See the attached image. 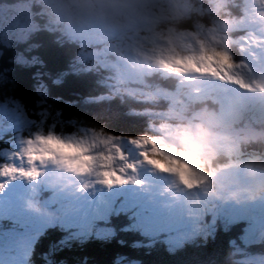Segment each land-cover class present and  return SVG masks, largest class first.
Wrapping results in <instances>:
<instances>
[{"label":"clouds","instance_id":"clouds-1","mask_svg":"<svg viewBox=\"0 0 264 264\" xmlns=\"http://www.w3.org/2000/svg\"><path fill=\"white\" fill-rule=\"evenodd\" d=\"M66 3L75 7L65 23L98 46L114 94L153 78L171 82L163 94L167 115L150 127L146 147L183 161L200 181L176 185L178 201L190 208L221 197L264 199V153L243 154L232 135L239 125L255 126L252 139L264 143V0ZM234 49L254 65L239 74L250 87L233 82L235 73L233 80L218 78L231 72ZM49 175L60 185L77 180L62 163Z\"/></svg>","mask_w":264,"mask_h":264},{"label":"trees","instance_id":"trees-1","mask_svg":"<svg viewBox=\"0 0 264 264\" xmlns=\"http://www.w3.org/2000/svg\"><path fill=\"white\" fill-rule=\"evenodd\" d=\"M16 1L18 0H0V4ZM38 8L39 11L34 16L38 26L27 39L9 46L0 44V67L2 70L6 69L5 83L11 85L6 89V93L14 101L21 103L20 105L34 108L40 99L36 86L42 80L47 86L46 100L60 113L61 125L65 130H71L73 125H78L95 133L121 137L130 143L141 144L144 139L149 141L150 127L167 115L164 85L170 87L171 82L153 78L147 81L149 83L135 84L124 96L119 97L111 91L108 81L103 79L106 71L102 67L98 66L96 70L81 69V72L74 68L72 63L79 46L68 37L72 33L63 30L66 24H61L63 29L54 28L47 5L45 9L43 6ZM16 52H23L34 61L18 63L14 60ZM225 56L227 57V54ZM232 56L234 61L231 57L227 58L237 66L239 64L242 67L249 63L247 58L235 49ZM69 79H74L73 83H68ZM78 80L83 82L78 84ZM153 89L162 95L148 98L138 94L143 90ZM48 136L50 134L47 133ZM246 137L249 136L243 135L241 141L242 146H246L244 151L248 153L249 147L257 145V140ZM128 142L125 147L122 143L125 151L121 152V155L133 150ZM122 147L119 146V149ZM153 148L155 149L151 150L156 155L169 157L166 162H162L165 163L163 166L171 167V156L161 153L157 147ZM172 164L176 169L181 161L174 159ZM125 165L132 169L131 163ZM186 177L192 178V173L186 174ZM138 191L140 190L134 189L135 195ZM122 194L124 193L119 195ZM55 198L53 197L52 202L58 205V201H63L66 197L57 195ZM137 204L134 202L135 206L131 205V208H127L125 204L121 205L124 212L108 216L106 220L99 216L93 218L96 226L106 223L108 232L91 229L87 234L84 232L87 228L81 226L82 230L76 234L73 226L63 223L47 224L43 231L35 234L37 240L33 244L32 264H42L39 260L45 261L46 258L48 263L43 264H113L116 261L123 264H253L250 259L242 256L244 251H259L257 254H262L264 258V233H260L262 238L258 239L259 244L252 247L255 238L244 232V228H252L236 220L234 215L224 213L219 219L220 215L216 214L214 220L211 211L204 212V215H209L210 230L206 229V235L186 234L179 241L167 242L164 232L169 228L164 221L166 226L160 224L161 226L151 230L145 225L146 222H141L136 215L138 207L144 209L143 206L146 208L151 204L149 200L144 201L140 196ZM51 209L55 213L58 212L54 206ZM200 217L202 218L201 215ZM244 217L246 222L249 217ZM257 217L264 218L261 215ZM201 220L205 223L207 219L203 217ZM6 222V226H12ZM205 225L207 226V223Z\"/></svg>","mask_w":264,"mask_h":264},{"label":"rangeland","instance_id":"rangeland-1","mask_svg":"<svg viewBox=\"0 0 264 264\" xmlns=\"http://www.w3.org/2000/svg\"><path fill=\"white\" fill-rule=\"evenodd\" d=\"M45 5H47L48 12L53 18L54 28L59 29H63L61 24L62 26L66 24L63 17L71 8L75 7L74 5L66 3V0H18L11 4H0V44L9 46L17 41L21 42L27 39L38 26L37 20L34 17L39 11L38 7L43 6L45 9ZM63 30H66L67 33H72L68 37L74 40L79 46L75 61L72 63L74 68L79 72H81V69L96 70L100 66L97 62L99 59L97 56L98 46L87 39L83 33L69 27L67 24ZM14 60L22 64L32 63L34 61V59L27 57L23 52H16ZM227 60L232 65L231 72H226L224 76L218 78L224 80L231 77L229 80H233L232 73H235L237 80H243V77L239 74L242 71H246V69L239 68L228 58ZM39 63L41 62L39 61ZM5 71L6 69L2 70L0 67V264H32L34 262L31 260L34 251L33 244L37 240V235L35 234L43 231L47 224L63 223L66 226H73L74 233L76 234H79L80 230H82L81 226H84V229L87 228L84 230L87 234L91 232V229L98 232L109 231L106 223H102V226L100 224L96 226L91 216L86 219L82 218L83 208L87 207L90 189L96 185H100V177L97 176L98 181H96L91 176L98 174L97 170L92 166V163H96V165L103 169L105 162L125 164L129 161L132 166L131 170H135L137 166H140L139 169L145 174L146 184L150 186L157 182L159 168L165 164L162 161L166 162L167 158L162 159L161 156H156L153 151L148 152L151 158L145 154V150L141 152L142 155L138 154L139 145L136 142L130 143L133 148L132 151H126L124 155H121L123 151L114 146L113 137L110 135L99 132L95 133L90 129L78 125H73L71 130H65L64 126L61 125L62 117L60 113L57 109L52 108L51 103L46 100L48 94L44 81L40 80L36 86L40 96L36 106L34 108L25 107L20 105L21 103L14 101L6 93V89L11 85L9 86L5 83L7 79ZM103 79L108 81L110 89L114 93L115 89L107 72L103 74ZM53 80L57 81V79ZM73 80L69 79L68 83H73ZM82 82L81 80L77 81L78 84ZM243 85L246 88L250 87L247 81H244ZM125 93L117 95L122 97ZM135 93L137 94V92ZM140 93L145 97H155V93H158V90L153 89L150 92L143 90ZM47 128L48 130H46ZM47 133L50 136L47 137ZM57 141L62 142L64 145H71L72 151H77L76 149H79V151L71 153L65 150ZM93 143L96 144V149L100 155L93 153L94 146H91ZM57 163H62L65 171H75L78 177L80 174H83L88 176V178L85 180L82 177L77 178L75 185L72 183L60 185L50 180L48 184L51 188H48L43 196H40L30 204L24 202L22 198L24 193L35 194L37 192L38 188H33L31 191H28L25 187L28 185V181H34L35 185L39 184V181L36 179L37 174H39L36 170L40 171L38 167L45 165L46 168L42 169L41 173L49 174V167L47 165ZM80 168H83V171H80ZM152 169L157 171L153 178L151 177ZM131 170L124 168V173L127 174V178L131 175ZM141 171L140 176H142ZM99 173V176H101L102 172ZM116 180L117 178H115ZM119 180L123 181V179ZM191 180L195 183L200 182L193 178ZM125 182L132 183L129 180ZM108 185L114 187L115 183H108ZM182 185L190 188L189 183H183ZM169 187L172 189L176 187L171 179H169ZM159 189H162V187L159 186L155 192H151V195L150 193L139 194V192L135 195L134 191L125 192L123 197H121L123 200L117 201L120 195L117 196V204L115 202V206L114 204H100L101 207L99 210H96V206L92 204L91 215L94 212L95 215L107 219L109 213L115 210L116 206L125 204L127 208H130L134 202L137 204L140 196L144 201H148L150 195L151 204L145 209L138 208V213L136 214L138 219L141 222L145 221V225L151 230L157 226H166L163 221L167 224L169 215H174L175 212L171 206L173 202L170 205L163 197V194H166V190L162 193L161 191L163 189L161 191ZM67 191L70 194L68 198L69 207L67 204H53L50 199L53 193L64 194ZM172 195L170 194V196ZM113 199L112 197L111 200ZM128 201L131 202L128 203ZM250 203L249 205H251ZM179 205L182 206L183 204ZM53 206L58 210L57 213L51 211V207ZM223 207L220 210L224 211ZM158 208L159 211L162 210L161 213L158 212ZM200 211L210 212V210L201 209ZM196 212H198L197 208ZM210 213L214 214L212 219L214 217V220H216V214L218 212L211 210ZM218 215L220 214L218 213ZM253 215L255 214L253 213ZM151 216L154 218H150ZM206 216L207 220L205 223H207V226L204 222L200 224V222H197L192 217L191 221L195 226L193 228V235L202 233L206 235V229H209L208 213ZM162 217L166 218L163 219ZM212 219L210 220L213 221ZM5 222L12 224V226H6L4 224ZM168 228L165 230L164 236H167L169 242L179 241L184 236L183 232H186V230L178 231V228L176 230L170 227ZM186 233L189 234L188 232ZM242 256L250 259L253 264H264L262 254L250 256L247 253H242ZM39 261L42 264L43 262L48 263L47 258L45 261L43 259ZM113 264L123 263L116 261Z\"/></svg>","mask_w":264,"mask_h":264},{"label":"bare ground","instance_id":"bare-ground-1","mask_svg":"<svg viewBox=\"0 0 264 264\" xmlns=\"http://www.w3.org/2000/svg\"><path fill=\"white\" fill-rule=\"evenodd\" d=\"M146 83H149V82H147L146 81ZM156 84V83H155ZM167 87H169V86H167L166 84L164 85V88H167ZM247 134H249V135H252L253 134V131L252 130H250V129H248L247 130ZM77 175V174H76ZM79 177H82L81 176V174L79 175ZM78 177V175H77V178H79ZM79 180V179H78ZM77 183V180L76 181H74L72 184H76ZM71 187V186H70ZM71 188H73V187H71ZM73 190V189H72ZM228 204V203H227ZM251 205H249L250 207H252L253 209H254V211L255 212H251L250 214H252L253 215V213L255 214V215H253L254 217L255 216H260V215H264V199H256V200H254L253 202H251L250 203ZM125 206V205H124ZM124 209H122V207L121 206H116V209L115 210H113V211H111L110 213H109V215L108 216H111V215H118L119 213H121V212H124L123 211ZM222 210H219V213L221 212ZM135 212V211H134ZM136 213H138V209L136 210ZM141 213H142V211H141ZM225 213H226V210H225ZM236 214H237V216L238 217H240L242 220H244L245 219V217H244V215L241 213V212H235ZM132 214V213H131ZM134 216V215H133ZM136 217V216H135ZM108 218V217H107ZM163 219H165L164 217H162ZM248 218V217H247ZM157 219V218H156ZM106 220V219H105ZM248 221H249V219H248ZM143 222V221H142ZM250 223H252V222H250ZM45 228V227H44ZM247 235H252L250 232H247ZM257 241H258V239H257ZM167 242H168V239H167Z\"/></svg>","mask_w":264,"mask_h":264},{"label":"snow or ice","instance_id":"snow-or-ice-1","mask_svg":"<svg viewBox=\"0 0 264 264\" xmlns=\"http://www.w3.org/2000/svg\"><path fill=\"white\" fill-rule=\"evenodd\" d=\"M228 79H231V77H229ZM235 82L238 83V84H241V86H244V85L242 84V82L239 81V80H236ZM57 143H58V144H61V146H62L63 148H65V150H67V151H71V150H72V146H71V145H63L62 142H60V141H57ZM116 182H117V183H125V181L119 180V178H117ZM105 183H111V181L106 180Z\"/></svg>","mask_w":264,"mask_h":264}]
</instances>
